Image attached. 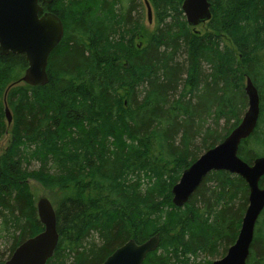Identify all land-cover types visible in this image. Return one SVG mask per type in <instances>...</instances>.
<instances>
[{
  "label": "trees",
  "instance_id": "16d2710c",
  "mask_svg": "<svg viewBox=\"0 0 264 264\" xmlns=\"http://www.w3.org/2000/svg\"><path fill=\"white\" fill-rule=\"evenodd\" d=\"M209 1L205 32L188 24L184 0H149L150 32L143 0L43 3L64 24L45 85L16 82L24 54L0 55V137L6 105L12 115L0 154V264L44 229L31 180L57 218L47 264H101L157 233L143 264H212L235 243L249 203L241 176L214 170L185 205L172 197L183 170L242 120L247 77L260 116L238 155L264 156V0ZM247 264H264V209Z\"/></svg>",
  "mask_w": 264,
  "mask_h": 264
},
{
  "label": "water",
  "instance_id": "95a60500",
  "mask_svg": "<svg viewBox=\"0 0 264 264\" xmlns=\"http://www.w3.org/2000/svg\"><path fill=\"white\" fill-rule=\"evenodd\" d=\"M54 0H0V55L21 53L28 67L17 83L31 86L45 85L49 81L47 66L51 52L61 41L64 24L51 11H44L43 3ZM148 20L152 8L144 0ZM182 9L190 26L207 23L212 16L209 0H184ZM15 85V84H14ZM249 106L240 123L216 146L204 151L173 186V204L181 207L187 203L205 176L214 170H226L241 176L249 186V203L242 220L237 240L227 253L212 264H247L257 220L264 209V186H259L264 176V156L252 163L239 155V147L255 130L260 116V96L250 77L246 80ZM8 122L12 121L9 107L5 106ZM37 212L44 229L20 244L5 264H47L59 241L54 206L47 197L38 200ZM159 234L137 243L133 238L115 249L101 264H143L147 254L159 245Z\"/></svg>",
  "mask_w": 264,
  "mask_h": 264
},
{
  "label": "rangeland",
  "instance_id": "374dc122",
  "mask_svg": "<svg viewBox=\"0 0 264 264\" xmlns=\"http://www.w3.org/2000/svg\"><path fill=\"white\" fill-rule=\"evenodd\" d=\"M144 15H145V18H146V20H145V28H146V31L147 32H150L155 27V24H154L153 18H152V21L151 22L148 21L146 6H145ZM195 30H197L198 32L208 31L207 24L205 23V24L198 25V26L195 27ZM146 31H145V33H147ZM137 44L142 45V40L141 39L137 40ZM21 76L19 77V79L21 78ZM19 79H17V81ZM4 117H5V122H6V125H7V131L4 132L1 135V137H0V154L6 149V147L9 144V140H10V129H11V126H12V123L11 122L9 123L7 121L6 115H4ZM30 186H31V192H32V195L34 197V201H35L36 204H37L38 200L40 198H42V197H47V198L50 199L47 191L42 187V185L40 183L31 180L30 181Z\"/></svg>",
  "mask_w": 264,
  "mask_h": 264
},
{
  "label": "bare ground",
  "instance_id": "6f19581e",
  "mask_svg": "<svg viewBox=\"0 0 264 264\" xmlns=\"http://www.w3.org/2000/svg\"><path fill=\"white\" fill-rule=\"evenodd\" d=\"M28 64V63H27ZM184 171V170H183ZM173 197V196H172ZM176 206V205H175ZM177 207V206H176Z\"/></svg>",
  "mask_w": 264,
  "mask_h": 264
}]
</instances>
